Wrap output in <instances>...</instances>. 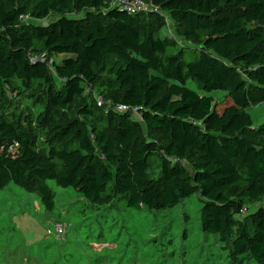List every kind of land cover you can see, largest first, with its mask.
I'll list each match as a JSON object with an SVG mask.
<instances>
[{
  "label": "trees",
  "instance_id": "obj_1",
  "mask_svg": "<svg viewBox=\"0 0 264 264\" xmlns=\"http://www.w3.org/2000/svg\"><path fill=\"white\" fill-rule=\"evenodd\" d=\"M113 1L0 0V189L13 182L49 210V179L95 205L165 209L200 191L203 229L224 241L235 234L234 253L264 264V204L251 210L264 201V130L250 134L248 112L264 102V0H146L159 12L137 15ZM168 17L192 46L169 52ZM189 78L227 91L228 102L188 87ZM14 79L46 85L37 118L52 127L46 145L2 112ZM123 105L143 107V119ZM152 158L158 178L148 174Z\"/></svg>",
  "mask_w": 264,
  "mask_h": 264
},
{
  "label": "rangeland",
  "instance_id": "obj_2",
  "mask_svg": "<svg viewBox=\"0 0 264 264\" xmlns=\"http://www.w3.org/2000/svg\"><path fill=\"white\" fill-rule=\"evenodd\" d=\"M57 17L53 13L47 21ZM161 35L176 44L170 53L193 45L179 35L170 17ZM186 52L187 61L196 59ZM67 56L71 54L53 55V59L61 61ZM186 85L214 97L217 104L229 100L227 91H206L191 78ZM46 92L43 81L14 79L3 95V114L34 128L41 145H46L52 133L51 126L37 123L40 114L47 112ZM248 112L253 120L250 134L260 138L264 102ZM17 151L13 148L9 153L16 155ZM148 174L160 176L159 159H151ZM47 182L54 193L52 210L38 193L13 182L0 189V264H259L248 254L234 253L235 234L224 241L220 234L203 229L205 198L200 191L165 209L133 208L124 199L95 205L73 187H62L54 179ZM263 204L252 205L251 210Z\"/></svg>",
  "mask_w": 264,
  "mask_h": 264
},
{
  "label": "built area",
  "instance_id": "obj_3",
  "mask_svg": "<svg viewBox=\"0 0 264 264\" xmlns=\"http://www.w3.org/2000/svg\"><path fill=\"white\" fill-rule=\"evenodd\" d=\"M112 6L114 7H118L122 10L127 11L129 14L131 15H137V14H141V13H151V12H159V9L154 6L152 3H150L149 1L146 0H114L112 2ZM164 13V12H163ZM166 16H168L166 13H164ZM25 20H32L30 16H26L24 17ZM35 22H39V20L35 21ZM169 22V17L167 18V23ZM41 23L43 24H48L49 22L47 20L41 21ZM36 58H39L41 60H46V54H42L40 57H35L32 56L33 60H36ZM51 65H52V61H50ZM97 99L99 100L100 104L103 103V99L98 96ZM118 110L120 111H124L127 113H130L134 119L136 120H142L143 116H142V110L143 107L141 106H128V105H123V106H119L117 107ZM18 146V145H17ZM12 147L13 148H16ZM247 212V208H244L241 212V216H244ZM57 229L59 232H62V226L61 225H57Z\"/></svg>",
  "mask_w": 264,
  "mask_h": 264
}]
</instances>
